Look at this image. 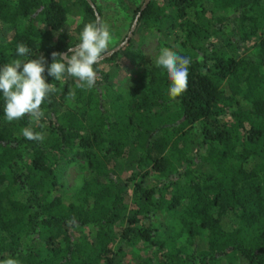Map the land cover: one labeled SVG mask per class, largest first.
<instances>
[{
    "label": "trees",
    "instance_id": "1",
    "mask_svg": "<svg viewBox=\"0 0 264 264\" xmlns=\"http://www.w3.org/2000/svg\"><path fill=\"white\" fill-rule=\"evenodd\" d=\"M90 1L102 21L113 15L111 49L143 0ZM92 22L86 0H0V67L43 56L57 89L39 121H8L0 91V261L264 264V0L148 1L135 28L180 31L172 51L191 59L175 98L166 70L138 51L129 60L141 68L116 83L98 64L91 89L49 76L51 54Z\"/></svg>",
    "mask_w": 264,
    "mask_h": 264
},
{
    "label": "clouds",
    "instance_id": "2",
    "mask_svg": "<svg viewBox=\"0 0 264 264\" xmlns=\"http://www.w3.org/2000/svg\"><path fill=\"white\" fill-rule=\"evenodd\" d=\"M110 32L101 19L88 23L80 33L79 42L69 47L67 52H53V62L47 67L49 76L60 80L65 74L76 78L78 88L91 89L97 81L94 65L110 55ZM30 49L23 43L18 44L16 54L23 57ZM69 53H71L69 55ZM191 59L181 56L165 47L156 58V66L166 70L170 80L169 95L173 98L186 91L188 86L189 65ZM22 68V70H20ZM43 56L38 59H16L0 67V91L3 94L4 114L8 121L19 120L25 115L39 121L44 112L42 103L49 94L56 92L54 84L45 82ZM22 135L28 140L42 142L44 136L31 128L22 129ZM0 264H18L13 258L0 261Z\"/></svg>",
    "mask_w": 264,
    "mask_h": 264
},
{
    "label": "rangeland",
    "instance_id": "3",
    "mask_svg": "<svg viewBox=\"0 0 264 264\" xmlns=\"http://www.w3.org/2000/svg\"><path fill=\"white\" fill-rule=\"evenodd\" d=\"M112 17V13L104 15L103 17V22L107 26L111 35L109 47L113 44L115 38V26L111 24ZM67 24L69 25L70 23L67 22ZM134 29V34L130 36L132 44L128 51H121L118 57L113 62H99L97 65L102 73H107L108 75H110L115 83L116 81H120L126 74H131L135 68H141L139 66H134L132 60H129L130 57L134 55L135 51H138L141 56L148 57L153 62V64L156 65V58L160 54L161 49L167 47L172 50L181 40L180 31L176 32V34L174 33L171 35H166L162 33L161 30L148 31L143 28L142 24L138 25V27ZM126 32L127 30H124V33ZM3 40L4 38L0 37V41L2 42ZM161 40H163L164 45L160 44ZM226 50L231 55H237L235 51L228 50V48L224 47L223 51ZM63 180L67 187L78 183L80 180L79 168L76 165L68 167L63 173ZM131 256L132 253H127L126 261L124 264H137V262L140 261L138 258H134L133 256L131 258ZM127 260H129L130 262H127Z\"/></svg>",
    "mask_w": 264,
    "mask_h": 264
},
{
    "label": "water",
    "instance_id": "4",
    "mask_svg": "<svg viewBox=\"0 0 264 264\" xmlns=\"http://www.w3.org/2000/svg\"><path fill=\"white\" fill-rule=\"evenodd\" d=\"M87 3L90 5V7L92 8V10L94 11V15H95V21L99 18L97 13L95 12V8L93 6V4L91 3L90 0H86ZM149 0H143L140 7H139V10L137 11V13L135 14L133 20L131 21V24L125 34V37L123 38L122 41H120L117 45H115L114 47H112L111 49H109L110 51V55H107L106 58L110 57L113 53H115L116 51H118L120 48H122L129 40L130 36L132 35V32L136 26V22H137V19L140 15V12L142 11V9L146 6V4L148 3ZM74 47V46H73Z\"/></svg>",
    "mask_w": 264,
    "mask_h": 264
}]
</instances>
